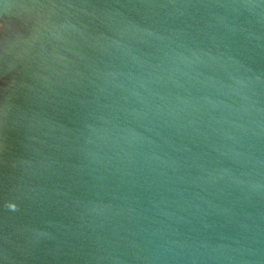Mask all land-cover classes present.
<instances>
[{"label": "water", "instance_id": "water-1", "mask_svg": "<svg viewBox=\"0 0 264 264\" xmlns=\"http://www.w3.org/2000/svg\"><path fill=\"white\" fill-rule=\"evenodd\" d=\"M0 264H264V0H0Z\"/></svg>", "mask_w": 264, "mask_h": 264}]
</instances>
